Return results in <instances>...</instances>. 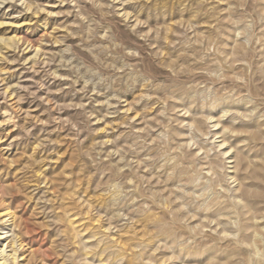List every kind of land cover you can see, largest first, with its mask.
Instances as JSON below:
<instances>
[{"label": "rangeland", "instance_id": "374dc122", "mask_svg": "<svg viewBox=\"0 0 264 264\" xmlns=\"http://www.w3.org/2000/svg\"><path fill=\"white\" fill-rule=\"evenodd\" d=\"M122 2L0 0V216L8 214L0 219V232L9 231L12 236L7 241L11 240L16 226L10 225V218L5 226L1 221L9 216L23 221L31 214L26 215L17 180L23 178L29 160L38 158L40 140L51 135L49 116L65 114L66 106L69 118L77 122L107 117L118 103L123 106V95L141 80L154 97L146 110L153 104L162 109L163 123L160 135H151L150 145L144 128L139 133L128 130L122 138L130 149L125 159L134 163L127 173H116V182L131 186L135 180L152 210L132 212L136 207L132 193L88 196L85 189L78 198L79 187L76 191L53 188V193L63 192L66 207L75 200L86 209L85 220L94 209L91 201L96 200V210L104 218L97 217L93 224H102L107 232L111 217L117 229L110 235L122 246L103 257L104 245L90 255L81 249L76 259L86 257L88 264L104 260L138 264L139 254L127 248L130 230L140 226L149 232V239L142 240L144 259L157 243L161 245L157 264L171 257L175 259L169 264H264V0H134L125 10L139 17L137 27L142 21L148 24L144 35H151L146 39L139 35L142 28L133 30L131 21L125 23L113 11ZM64 32L69 34L64 42L56 39L41 45ZM51 55H55L53 63L40 68L41 57L47 63ZM59 60L63 65L56 63ZM194 62L199 66L193 67ZM53 70L66 71L68 76L54 78L49 75ZM204 83H219L238 99L203 103L199 92ZM40 85L43 88L37 91ZM45 97L60 108L44 115L50 107L42 102ZM85 100V109L73 108ZM256 107L259 110L252 114ZM217 108L221 115H209ZM186 109L198 111L179 117V111ZM209 121L217 123L211 136L219 135V152L192 155L186 149H195L196 144L203 150L214 147L201 135ZM29 127L32 131L26 135L24 129ZM35 174L44 176L39 170ZM50 179L44 176V185ZM172 192L180 203H169L175 198ZM121 212L129 213V219L120 218ZM43 239V234L38 240L26 233L17 252L19 261L45 264L46 248L35 246ZM5 242L0 241V249Z\"/></svg>", "mask_w": 264, "mask_h": 264}, {"label": "clouds", "instance_id": "9594fccd", "mask_svg": "<svg viewBox=\"0 0 264 264\" xmlns=\"http://www.w3.org/2000/svg\"><path fill=\"white\" fill-rule=\"evenodd\" d=\"M112 2L118 3L119 0H112ZM133 2L134 0H123L120 3V7L113 9V11L125 23L131 21L133 30L142 28L143 31L139 35L146 39L151 35V33L144 35L149 28L148 24L141 20V25L137 27L136 21L139 17L133 15L131 11L125 10V5ZM52 26L53 24L49 25V30ZM68 36V32L52 35V38L41 41V45L45 43L53 44L56 39L64 42ZM54 60L55 55H51L47 57V63H45L42 56L39 66L46 69ZM56 63L63 65L64 62L59 60ZM198 66L195 62L193 63V67ZM163 71L166 72L167 69ZM49 75L54 78L68 76L67 72L63 70H53ZM41 88H43V85H40L36 90L39 91ZM200 89L202 91L199 92V95L202 97L203 103H217L220 101L232 103L238 99L236 93L227 92L219 83H204L200 85ZM26 91L29 92V95L34 96L31 90ZM38 98L40 99V97ZM122 99L124 101L123 106L118 103L116 105L117 110L109 113V116L91 117L83 123L70 119V111L67 110L66 106L63 107L65 114L55 117L49 116L47 123L52 126L51 135L40 140L37 148L38 158L29 160L21 173L23 178L17 180L21 196L25 198L26 215L31 214L27 220H14L16 227L13 237L16 238L18 236L22 239L27 233L31 238L36 237L39 240L41 234H43L44 239L40 240V243L35 246L46 248L47 258L45 264H69V262L71 264H88L86 257L84 260L76 259L77 253L81 249L90 255L93 251H100L101 245H104V252L101 253V257H103L108 251L113 250L117 245H121L119 240L113 239L114 236L110 235V233L117 231L115 225L111 223V217L109 218L110 230L107 232L102 224H93L97 217L102 216L104 218V214L96 210V200L91 201L94 209L91 216L85 220L83 211L86 209L82 210L75 200L71 202L70 208L66 207L63 192L53 193V188L63 189L64 191H76L77 187H79L78 198L84 195L85 189L88 191V196L99 193H104V196L113 194L128 196L129 193H132L136 197L135 200H132V203L136 205L135 208L131 209L132 212L137 209L146 212L152 210V203L147 199L142 200V194L138 191L139 186L136 181L133 180L131 186L118 184L116 182V173L121 175L127 173L130 170L129 166L134 163L125 159L130 149L124 145L122 138L126 137L128 130H134L139 133L142 127L149 133L146 143L150 145L152 143L151 135H160V127L163 123L160 117L163 114V110L154 104L150 110H146V106L150 104L151 99H154V97H151V91L144 87L141 80H137L136 84L131 86L129 91L123 95ZM42 102L50 105L45 112H42L44 115L53 111L54 108L55 110L60 108L54 101L49 104L48 97H45ZM87 104L88 101L85 100L83 103L73 104V108L83 110L87 107ZM128 108H131L132 111L128 112ZM238 110L242 111V108ZM258 110L259 107L252 108V114H255ZM193 111H198V109H193L192 111L186 109L185 111H179L178 114L179 117L186 118V113L187 117H190ZM221 112L222 110L217 108L215 111L209 112V115L216 117L221 115ZM137 113H139L138 116L136 115ZM227 114L230 115L231 112ZM117 115L121 117L120 120L109 119V117ZM175 115L174 113L173 116L175 117ZM106 125L107 127H105ZM216 125V122L209 121L207 129L201 132L204 140L214 145L213 148L203 150L199 144H196L195 149H186V151L191 152L192 155H197L199 152L210 153L211 151H218L219 144L216 141L219 139V135L211 136V132ZM101 127H104L103 133H100ZM31 131V127L24 129L26 135L31 133ZM105 141L108 142L106 143ZM220 154L221 156L224 155L223 152ZM69 164L71 165L70 167H65V165ZM45 169H47L46 172ZM37 170L44 173V176L51 178L47 185H44V176H36ZM52 180H55L56 183L53 184ZM77 181L80 182L79 186ZM157 183L159 184L160 182L157 181ZM15 190V188L11 189V191ZM180 190L182 191V189ZM88 196H84V199L87 200ZM171 196L175 198L169 201L170 204L180 203V198L175 195V192H172ZM183 207L184 205L181 204V208ZM58 208L65 210L58 213ZM160 211L163 212V209H160ZM119 217L128 220L129 213L121 212ZM9 218L13 220V216H9ZM132 223L135 222L133 221ZM130 231L131 235L127 251L139 254L135 257L138 264H157L156 253L161 248V245L157 243L152 251L148 253L147 259H144V253L141 251L143 248L142 240L149 239V232L140 226ZM84 237L86 239H82ZM108 259L110 260L111 257ZM171 259H175V257L168 258L162 264H169ZM103 264H108V260H104Z\"/></svg>", "mask_w": 264, "mask_h": 264}, {"label": "bare ground", "instance_id": "6f19581e", "mask_svg": "<svg viewBox=\"0 0 264 264\" xmlns=\"http://www.w3.org/2000/svg\"><path fill=\"white\" fill-rule=\"evenodd\" d=\"M1 200H3L2 197L0 199V202H1ZM6 215H8V214H3V216H6ZM3 216H0V219H2ZM9 220L10 219H8V218L3 219L1 221V225L2 226L7 225ZM13 220H11L12 223L10 225L15 226V223ZM2 229H5V228L3 227ZM11 236H12V234H9V231L0 232V241H6L5 243L2 244L3 246L0 249V264H23V262L19 261V255L17 253L20 250V248L22 247L23 242H22L21 238H19L18 236L16 238H12L11 240L7 241ZM5 244H6L7 248L10 247L11 249L7 250V248H4Z\"/></svg>", "mask_w": 264, "mask_h": 264}]
</instances>
